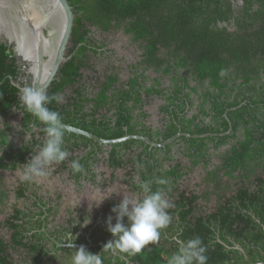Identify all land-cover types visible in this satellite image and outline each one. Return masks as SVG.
Returning a JSON list of instances; mask_svg holds the SVG:
<instances>
[{
    "label": "trees",
    "instance_id": "16d2710c",
    "mask_svg": "<svg viewBox=\"0 0 264 264\" xmlns=\"http://www.w3.org/2000/svg\"><path fill=\"white\" fill-rule=\"evenodd\" d=\"M240 1L69 0L75 14L74 47L46 91L50 97H60L48 107L61 114V121L104 139L142 135L162 143L180 131L199 135L181 136L165 148L131 139L107 152L111 167L130 168L128 180L139 176L135 187L152 180V191L164 187L173 205L168 209L171 223L162 230L159 243L135 256L122 253L135 264H168L173 253L197 236L207 249V264H248L236 246L252 262H264V0ZM93 29L121 30L140 43L142 61L127 80L121 81L114 67L102 79H87L84 70L94 72L99 55ZM20 72L13 46L0 43V170L21 168L45 138L43 125L20 104ZM155 98L161 99L158 124L150 122L148 109ZM13 111L22 114L21 126L31 132V138L18 146L10 136L13 128L2 122ZM64 133L69 156L59 165L80 177L82 172L74 173L71 161L79 160L90 171L89 161L104 146L83 135ZM80 150L85 154L75 155ZM176 155L187 158L189 165ZM213 156L220 163L207 179L217 188L220 175L236 185L219 194L214 208L207 210L202 195L184 188L183 182L193 167L210 165ZM158 178L168 184H156ZM25 189L18 188L19 196ZM118 204L111 200L106 206L113 224L116 214L111 209ZM108 217L101 233L114 239L107 230ZM9 224L14 230L11 244L25 250L30 264H51L38 240L44 235L29 237L22 224ZM8 247L0 238V264H13Z\"/></svg>",
    "mask_w": 264,
    "mask_h": 264
},
{
    "label": "clouds",
    "instance_id": "9594fccd",
    "mask_svg": "<svg viewBox=\"0 0 264 264\" xmlns=\"http://www.w3.org/2000/svg\"><path fill=\"white\" fill-rule=\"evenodd\" d=\"M223 74L222 71L221 75ZM52 100L59 102L60 97L58 95L50 97L45 90H38L31 86H25L20 90L19 101L22 108L39 120L45 134L43 144L36 154L31 155L30 159L21 165V181L30 182L34 178L49 175V170L53 165L63 163L69 156L64 147L65 133L60 123L61 114L48 107ZM70 167L74 173L84 171V166L79 160H72ZM152 183V180H147L140 184V190L144 194L143 199L123 196L121 202L113 206L111 211L116 214V222L113 224L112 217L109 216L106 225L114 239L103 245V251L135 256L142 253L149 244L159 243L162 230L171 223L172 217L168 209L173 205L166 198L165 188L160 187L152 191ZM155 183L166 186L168 181L158 178ZM170 190L168 188V191ZM101 201L96 204L99 205ZM125 218H127V223L124 222ZM89 223L90 218H87L84 226ZM68 246L73 247V244H68ZM206 251L200 237L191 238L170 256L168 264H207ZM100 252H88L81 245L72 255L70 264H103Z\"/></svg>",
    "mask_w": 264,
    "mask_h": 264
},
{
    "label": "rangeland",
    "instance_id": "374dc122",
    "mask_svg": "<svg viewBox=\"0 0 264 264\" xmlns=\"http://www.w3.org/2000/svg\"><path fill=\"white\" fill-rule=\"evenodd\" d=\"M94 31H96L97 39L108 42L111 49L116 51L117 58L113 61L106 58L103 60L99 59L96 63L94 72L91 70H84L87 79L89 81L102 79L104 74L111 67L119 68L118 72L122 80L128 79L131 74L130 67L132 63L138 62L141 58V50L138 44L131 42L130 36L121 30L111 33H103L96 29ZM148 74L151 76L154 75L152 71H149ZM160 104L161 99L155 98L148 107L151 113L150 122L152 123L158 124L160 122ZM2 122L3 125L9 124L13 128L10 132V136H12L16 145L21 144L24 138L27 140L31 138V135L24 137L19 132L21 125V115L19 113L14 112L9 117H3ZM109 149V147H103V151L100 153L101 157L96 163L95 170L98 174L96 183L86 182L84 186L79 187L75 182L71 181L67 169L61 168L59 164L51 167L49 175L42 178H34L32 182L35 186L43 189L49 194H59L63 196L61 205L62 217L71 215L72 209L76 207H80L88 213H94L100 209L108 199H115L120 203L123 196L137 198L126 183L127 172L130 168L128 166L122 168L111 167L107 154ZM175 153H177V149ZM84 154L85 152L82 150L75 153V155ZM176 158L184 165H189V160L187 158L182 157L180 159L177 155ZM219 163L220 159L213 156L210 165L206 167L204 165L193 167L183 182L184 188L202 195L201 203L207 210L214 208L219 194L228 193L232 189L231 187H235L236 185L234 181L220 175V181H218L220 188H217L214 181L207 179V173L215 170ZM21 171L22 168L13 171L0 170V195L1 193L6 195V203L0 204V210L7 208V203H9L8 197L13 196L12 192L18 188L21 182ZM99 201L101 202L97 205L96 202L98 203ZM66 211L68 212L66 213ZM2 214H4L3 211L0 212V221L3 217Z\"/></svg>",
    "mask_w": 264,
    "mask_h": 264
},
{
    "label": "flooded vegetation",
    "instance_id": "af4514ba",
    "mask_svg": "<svg viewBox=\"0 0 264 264\" xmlns=\"http://www.w3.org/2000/svg\"><path fill=\"white\" fill-rule=\"evenodd\" d=\"M232 1L238 4L241 3L240 0ZM94 30L95 29H93L92 35L95 39H97L95 33L96 31ZM129 36L131 42H134L131 35ZM137 44L139 46V49L141 50V58L138 62L132 63L130 67L131 73L136 71L137 67H139V63L142 61L143 50L140 43L138 42ZM97 45L99 55L94 60V62H97L99 59L103 60L105 58L111 59L113 61L117 58L116 51L111 49V46L108 42L97 39ZM19 66L21 68L19 81L23 82L22 86L19 83L21 89L25 86L32 87V77L28 73V65L19 64ZM114 68L116 69V71L119 70L118 67ZM14 112L16 111H13V113ZM20 115L22 117V114ZM19 132L24 137L27 135H31V132H25L21 125ZM100 157L101 154L98 153L95 158L91 159L89 161L91 170L89 171L84 169L80 177H76L74 174L70 173V169H67L71 181L75 182L79 187L84 186L86 182L96 183L98 174L95 170V166ZM165 166L167 167L168 164H165ZM93 174H95V178H93ZM139 179L140 178L138 175H136L132 180H128L127 177L126 183L138 199H143L144 194L142 193V191L134 186V183L138 182ZM20 186L26 187L22 196H19L17 191ZM18 188L12 192L13 196H7L9 199L7 208L4 210H0V212H4V214H2L3 217L0 221V238H4L5 241L9 243L7 252L10 254V260L13 261V264H18L20 262L22 264H30V259L26 258L27 253L25 252V250H23L22 248H14L13 244H11L14 230L10 228L11 225L9 224V221L13 223H20L24 227L29 229V232L27 233L29 234V237H31L34 233L44 235L41 236V238L38 240L42 244L45 251L44 258L51 264H70L69 261H71L72 255L74 254L75 250L78 249L77 247L65 246L71 243L73 245L89 246L91 253H99L101 251L100 254L103 258V264H120L122 262H125L126 264H135L130 260V257H127L122 253L105 252L101 248V244L104 241H106L107 243L109 240L113 239L110 236H105V233H101V229L103 226L102 221L107 214L114 218L112 213H110V211L106 209L107 204L111 200L119 203L117 200L108 199L107 201H105L104 205L94 213H88L84 211V209L76 207L72 209L71 215L62 217V195L49 194L43 189L35 186L32 181H21L18 185ZM5 197L6 195H4V193H1L0 204L6 203ZM17 209L20 212H17ZM67 212L68 211H66V213ZM87 218H90V223L87 226H84V222L87 223ZM57 243L63 246H60ZM54 245H56L55 248H53ZM62 248L66 250H61Z\"/></svg>",
    "mask_w": 264,
    "mask_h": 264
},
{
    "label": "water",
    "instance_id": "95a60500",
    "mask_svg": "<svg viewBox=\"0 0 264 264\" xmlns=\"http://www.w3.org/2000/svg\"><path fill=\"white\" fill-rule=\"evenodd\" d=\"M74 21L75 14L69 0H0V43L13 46L18 63L28 65L32 87L47 91L57 78L61 67L70 58L69 50L74 47L72 40ZM60 123L63 130L83 135L106 147L136 139L145 142L151 148H165L181 136H199L180 131L162 143L142 135L104 139L84 129L62 121ZM205 136L207 135L200 137ZM80 246L73 245L77 248ZM83 246L91 252L89 246ZM236 248L245 255L248 264H264L252 262L243 248L240 246Z\"/></svg>",
    "mask_w": 264,
    "mask_h": 264
}]
</instances>
